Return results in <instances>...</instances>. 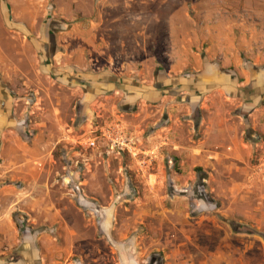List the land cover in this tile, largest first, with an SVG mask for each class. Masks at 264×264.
Wrapping results in <instances>:
<instances>
[{
	"label": "rangeland",
	"instance_id": "rangeland-1",
	"mask_svg": "<svg viewBox=\"0 0 264 264\" xmlns=\"http://www.w3.org/2000/svg\"><path fill=\"white\" fill-rule=\"evenodd\" d=\"M235 2L0 0V118L16 120L0 135V212L38 264H264V134L220 97L238 151L204 143L211 99L184 94L191 73L158 56L174 23L188 31L180 4ZM114 127L153 162L107 146ZM175 144L209 153L174 166Z\"/></svg>",
	"mask_w": 264,
	"mask_h": 264
},
{
	"label": "crops",
	"instance_id": "crops-1",
	"mask_svg": "<svg viewBox=\"0 0 264 264\" xmlns=\"http://www.w3.org/2000/svg\"><path fill=\"white\" fill-rule=\"evenodd\" d=\"M237 1L233 9L218 7L214 12L195 7L188 9L180 4L183 18L189 24L188 31L183 29L181 21L174 23L173 29L163 39V53L160 50L158 55L167 57L169 74L191 73L188 77H180V81H185L187 85L184 94L191 99L197 96L201 100L207 98L208 102L211 99L210 104L203 105L211 115L202 130L203 141L221 144V148L232 156L238 151V126H234L233 118H226L225 112L222 113L217 98H224L229 106L235 108L236 117L246 131H251L252 138L258 140L264 134V0ZM146 47L135 54L144 53ZM123 52L117 53L119 56L116 55L115 59L117 56L125 58L127 55ZM128 59L130 61L131 58ZM192 79L195 81L189 83ZM197 108L199 110V106ZM8 122L9 119L3 121L0 118V135L16 127V120L11 118ZM200 126L203 127V124ZM171 136L177 139L175 132ZM256 143L252 140L250 145L256 146ZM172 149L173 154L182 156H172L177 160L186 157L195 159V154L209 153V148L190 150L180 144H175ZM3 150L0 158L8 161L9 157ZM0 191L1 208L5 202L3 195L8 193L5 189ZM3 245H6L4 250ZM13 247L15 250L11 252ZM0 264H38L32 243L27 240L19 243L18 231L11 216H2L1 212Z\"/></svg>",
	"mask_w": 264,
	"mask_h": 264
},
{
	"label": "built area",
	"instance_id": "built-area-1",
	"mask_svg": "<svg viewBox=\"0 0 264 264\" xmlns=\"http://www.w3.org/2000/svg\"><path fill=\"white\" fill-rule=\"evenodd\" d=\"M113 129L106 130L102 133L101 138L105 141L106 145L111 149H118L125 152L127 155L137 161L139 167L143 165H150L156 158V151L141 152L134 147L133 141L127 138L121 130ZM99 137H92L87 141V146L95 148ZM142 154L143 159H139Z\"/></svg>",
	"mask_w": 264,
	"mask_h": 264
},
{
	"label": "trees",
	"instance_id": "trees-1",
	"mask_svg": "<svg viewBox=\"0 0 264 264\" xmlns=\"http://www.w3.org/2000/svg\"><path fill=\"white\" fill-rule=\"evenodd\" d=\"M173 161H174V166L177 165L178 160L174 158Z\"/></svg>",
	"mask_w": 264,
	"mask_h": 264
}]
</instances>
